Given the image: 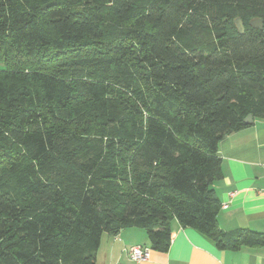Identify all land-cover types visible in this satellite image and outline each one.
<instances>
[{"label":"trees","instance_id":"1","mask_svg":"<svg viewBox=\"0 0 264 264\" xmlns=\"http://www.w3.org/2000/svg\"><path fill=\"white\" fill-rule=\"evenodd\" d=\"M0 63V264H95L128 226L166 251L174 218L264 246L213 188L220 139L264 119V0H0Z\"/></svg>","mask_w":264,"mask_h":264},{"label":"crops","instance_id":"2","mask_svg":"<svg viewBox=\"0 0 264 264\" xmlns=\"http://www.w3.org/2000/svg\"><path fill=\"white\" fill-rule=\"evenodd\" d=\"M221 177L213 188L220 201L216 214L220 229L246 228L264 232V119L219 141ZM166 251L151 250L147 260L134 261L128 248L150 246L146 230L128 226L117 234L102 233L95 264H264V246L218 249L212 238L174 218Z\"/></svg>","mask_w":264,"mask_h":264},{"label":"built area","instance_id":"3","mask_svg":"<svg viewBox=\"0 0 264 264\" xmlns=\"http://www.w3.org/2000/svg\"><path fill=\"white\" fill-rule=\"evenodd\" d=\"M151 247L146 245H135L128 248V257L134 261L147 260L150 257Z\"/></svg>","mask_w":264,"mask_h":264},{"label":"water","instance_id":"4","mask_svg":"<svg viewBox=\"0 0 264 264\" xmlns=\"http://www.w3.org/2000/svg\"><path fill=\"white\" fill-rule=\"evenodd\" d=\"M233 23H234L238 33L244 32V24H243L242 19L239 16H237L233 19ZM249 24L253 27L262 28L263 27V19L262 18H253L249 21ZM253 118H254V116L252 114H248L246 116V118L244 119V121L247 124H251L253 122Z\"/></svg>","mask_w":264,"mask_h":264},{"label":"rangeland","instance_id":"5","mask_svg":"<svg viewBox=\"0 0 264 264\" xmlns=\"http://www.w3.org/2000/svg\"><path fill=\"white\" fill-rule=\"evenodd\" d=\"M250 20H251V19H249L248 21H250ZM248 21H247V24H248ZM232 25H233L234 28H236L235 25H234V23H233V20H232ZM1 68H2V64L0 63V69H1Z\"/></svg>","mask_w":264,"mask_h":264}]
</instances>
